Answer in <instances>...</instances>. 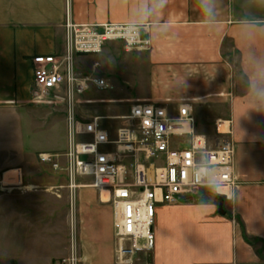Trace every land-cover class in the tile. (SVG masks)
I'll list each match as a JSON object with an SVG mask.
<instances>
[{
	"label": "crops",
	"instance_id": "obj_1",
	"mask_svg": "<svg viewBox=\"0 0 264 264\" xmlns=\"http://www.w3.org/2000/svg\"><path fill=\"white\" fill-rule=\"evenodd\" d=\"M213 4L209 19L198 0H72L74 22L131 23L149 40V91L135 104L171 113L191 104L198 131L218 134L224 121L232 140L235 187L225 214L205 189L158 205L151 264H264V0ZM65 24L66 0H0V110L27 104L32 57L63 53Z\"/></svg>",
	"mask_w": 264,
	"mask_h": 264
},
{
	"label": "built area",
	"instance_id": "obj_2",
	"mask_svg": "<svg viewBox=\"0 0 264 264\" xmlns=\"http://www.w3.org/2000/svg\"><path fill=\"white\" fill-rule=\"evenodd\" d=\"M66 1L65 51L32 57V86L40 97L67 103L69 150L64 166L58 155L48 152L40 155L41 161L57 170L65 167L73 204L77 189L83 186L78 182L81 176L93 178L91 185L100 190L101 199L108 196L105 201L114 209L115 261L110 264H151L158 205L179 203L203 189L231 198L235 187L234 147L229 141L216 146L199 133L193 107L188 103L179 105L177 113L156 103H136L126 116L132 124L121 127L116 139L110 138L100 117L78 121L77 97L92 85L105 88L109 84L105 78L79 73L75 57L80 53L98 54L107 41L125 40L132 49L143 43L139 25L74 22L72 0ZM223 123H217L219 132ZM79 136L89 139L80 140ZM108 145H115V149H106ZM127 152L134 157L130 166L125 162ZM67 262L93 264L79 256L75 245Z\"/></svg>",
	"mask_w": 264,
	"mask_h": 264
},
{
	"label": "rangeland",
	"instance_id": "obj_3",
	"mask_svg": "<svg viewBox=\"0 0 264 264\" xmlns=\"http://www.w3.org/2000/svg\"><path fill=\"white\" fill-rule=\"evenodd\" d=\"M141 40L143 44L133 49L125 40L107 41L100 53L75 57L79 73L105 78L109 84L105 88L92 85L77 97V119L83 122L100 117L111 139L117 138L121 127L132 124L126 117L129 110L149 91L145 51L149 40L142 35ZM67 110L66 102L40 97L33 86L27 104L0 110V264H68L74 245L79 256L93 264L115 261L114 214L113 205L105 201L108 196L101 199L100 190L91 185L93 178L81 176L78 182L83 186L77 189L73 204L65 167L57 170L41 161L40 155L48 152L58 155L65 165L70 137ZM221 129L219 135H206L210 142L216 146L232 143L228 132ZM105 148L113 150L115 145ZM133 159V153L127 152V165ZM96 208L101 210L91 216L89 212Z\"/></svg>",
	"mask_w": 264,
	"mask_h": 264
},
{
	"label": "clouds",
	"instance_id": "obj_4",
	"mask_svg": "<svg viewBox=\"0 0 264 264\" xmlns=\"http://www.w3.org/2000/svg\"><path fill=\"white\" fill-rule=\"evenodd\" d=\"M161 6H163L166 3V0H159ZM200 8L204 15L212 19L215 15V7L213 4V0H198Z\"/></svg>",
	"mask_w": 264,
	"mask_h": 264
},
{
	"label": "water",
	"instance_id": "obj_5",
	"mask_svg": "<svg viewBox=\"0 0 264 264\" xmlns=\"http://www.w3.org/2000/svg\"><path fill=\"white\" fill-rule=\"evenodd\" d=\"M211 194L219 202V212L221 214H225L226 211L224 210V202H225L224 196L214 193V192H211Z\"/></svg>",
	"mask_w": 264,
	"mask_h": 264
},
{
	"label": "bare ground",
	"instance_id": "obj_6",
	"mask_svg": "<svg viewBox=\"0 0 264 264\" xmlns=\"http://www.w3.org/2000/svg\"><path fill=\"white\" fill-rule=\"evenodd\" d=\"M13 171V170H12ZM9 172H11V171H9Z\"/></svg>",
	"mask_w": 264,
	"mask_h": 264
},
{
	"label": "trees",
	"instance_id": "obj_7",
	"mask_svg": "<svg viewBox=\"0 0 264 264\" xmlns=\"http://www.w3.org/2000/svg\"><path fill=\"white\" fill-rule=\"evenodd\" d=\"M248 239V238H247ZM249 240V239H248ZM251 241V240H250Z\"/></svg>",
	"mask_w": 264,
	"mask_h": 264
}]
</instances>
